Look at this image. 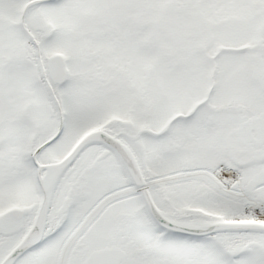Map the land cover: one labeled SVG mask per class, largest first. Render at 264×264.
<instances>
[{"label":"snow or ice","instance_id":"1","mask_svg":"<svg viewBox=\"0 0 264 264\" xmlns=\"http://www.w3.org/2000/svg\"><path fill=\"white\" fill-rule=\"evenodd\" d=\"M0 264H264V0H0Z\"/></svg>","mask_w":264,"mask_h":264}]
</instances>
